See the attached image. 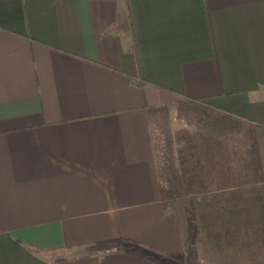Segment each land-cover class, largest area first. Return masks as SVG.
<instances>
[{
    "label": "crops",
    "instance_id": "0c3cea01",
    "mask_svg": "<svg viewBox=\"0 0 264 264\" xmlns=\"http://www.w3.org/2000/svg\"><path fill=\"white\" fill-rule=\"evenodd\" d=\"M0 264H264V0H0Z\"/></svg>",
    "mask_w": 264,
    "mask_h": 264
},
{
    "label": "trees",
    "instance_id": "16d2710c",
    "mask_svg": "<svg viewBox=\"0 0 264 264\" xmlns=\"http://www.w3.org/2000/svg\"><path fill=\"white\" fill-rule=\"evenodd\" d=\"M168 144V142H167ZM166 153V152H165ZM158 167H159V178L162 181L164 187L172 192L177 193L178 189L180 188V183L177 176L172 175V166L170 157L165 155L163 158L158 159ZM196 250L190 245V243L186 244V252L189 254L190 261L192 260L193 255L195 254Z\"/></svg>",
    "mask_w": 264,
    "mask_h": 264
},
{
    "label": "rangeland",
    "instance_id": "374dc122",
    "mask_svg": "<svg viewBox=\"0 0 264 264\" xmlns=\"http://www.w3.org/2000/svg\"><path fill=\"white\" fill-rule=\"evenodd\" d=\"M180 106H174L173 109H178ZM171 125H172V118L170 116H167V112H162L158 116V118L153 120V136L154 139H159L161 141L162 149L158 152H161L162 150L165 152L169 151V146L166 148L167 142H170V134H171ZM165 144V148L163 149V146ZM160 148V147H159ZM180 178V177H179Z\"/></svg>",
    "mask_w": 264,
    "mask_h": 264
}]
</instances>
